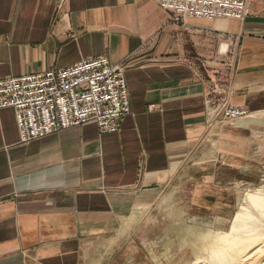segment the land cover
<instances>
[{
  "label": "crops",
  "instance_id": "0c3cea01",
  "mask_svg": "<svg viewBox=\"0 0 264 264\" xmlns=\"http://www.w3.org/2000/svg\"><path fill=\"white\" fill-rule=\"evenodd\" d=\"M244 20L154 0H0V80L106 57L131 113L20 142L0 110V264H186L264 178V0ZM248 115L212 123L207 101Z\"/></svg>",
  "mask_w": 264,
  "mask_h": 264
},
{
  "label": "built area",
  "instance_id": "2783aa9c",
  "mask_svg": "<svg viewBox=\"0 0 264 264\" xmlns=\"http://www.w3.org/2000/svg\"><path fill=\"white\" fill-rule=\"evenodd\" d=\"M154 1L180 26L189 18L244 20L251 14L248 0ZM126 69V64L112 65L101 57L42 74L3 79L0 110L14 109L24 144L91 122L101 134L116 133L131 113ZM207 115L212 123L235 122L248 112L224 99H210Z\"/></svg>",
  "mask_w": 264,
  "mask_h": 264
},
{
  "label": "bare ground",
  "instance_id": "6f19581e",
  "mask_svg": "<svg viewBox=\"0 0 264 264\" xmlns=\"http://www.w3.org/2000/svg\"><path fill=\"white\" fill-rule=\"evenodd\" d=\"M212 235L218 248L190 264H264V190L248 193L229 230Z\"/></svg>",
  "mask_w": 264,
  "mask_h": 264
},
{
  "label": "rangeland",
  "instance_id": "374dc122",
  "mask_svg": "<svg viewBox=\"0 0 264 264\" xmlns=\"http://www.w3.org/2000/svg\"><path fill=\"white\" fill-rule=\"evenodd\" d=\"M242 189H243V191L240 193V201H239L240 204L238 205V211H239V209L242 208L243 205H245V198H246L248 193H255V192L264 190V178H263V180H262V182L260 184L253 185V186H245ZM232 222H233V220L229 224V227L227 228L228 230L231 227ZM228 230H225V231H228ZM202 240H203L202 243H201V240H200L198 242L197 247H196V251H195L196 252V254H195L196 256L193 257L190 254L188 256V258H187L186 264H190V263L194 262L198 258L199 255L200 256H207L208 255V251H211L213 249L218 248L217 244L215 242H213L212 232L209 233V234L204 235V239H202ZM204 250H206V252Z\"/></svg>",
  "mask_w": 264,
  "mask_h": 264
}]
</instances>
